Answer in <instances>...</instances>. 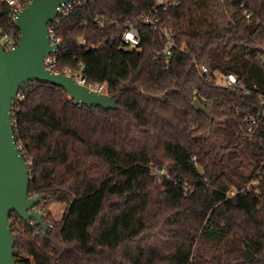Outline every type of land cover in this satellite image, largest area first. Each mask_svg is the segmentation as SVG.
I'll use <instances>...</instances> for the list:
<instances>
[{
  "label": "trees",
  "instance_id": "16d2710c",
  "mask_svg": "<svg viewBox=\"0 0 264 264\" xmlns=\"http://www.w3.org/2000/svg\"><path fill=\"white\" fill-rule=\"evenodd\" d=\"M13 8L0 0V29L18 40ZM145 15L173 38L167 60ZM127 24L134 49L119 39ZM48 27L53 71L119 100L105 110L49 83L19 87L10 117L47 229L9 213L15 263L264 264V131L244 128L264 98V0H74ZM200 65L240 90L206 82Z\"/></svg>",
  "mask_w": 264,
  "mask_h": 264
},
{
  "label": "water",
  "instance_id": "95a60500",
  "mask_svg": "<svg viewBox=\"0 0 264 264\" xmlns=\"http://www.w3.org/2000/svg\"><path fill=\"white\" fill-rule=\"evenodd\" d=\"M73 0H30L20 8L13 19L19 31L14 49L4 50L0 44V264H16L13 257L14 237L9 226V213L21 219H33L46 232L36 204L41 195L29 194V171L25 157L16 144L11 105L19 87L27 82H43L59 86L78 104L117 108L118 97L91 89L78 79L50 70L45 58L54 52L59 43H53L48 24L58 15L59 8ZM192 107L209 115L208 109L197 99Z\"/></svg>",
  "mask_w": 264,
  "mask_h": 264
},
{
  "label": "built area",
  "instance_id": "2783aa9c",
  "mask_svg": "<svg viewBox=\"0 0 264 264\" xmlns=\"http://www.w3.org/2000/svg\"><path fill=\"white\" fill-rule=\"evenodd\" d=\"M8 4L14 6L13 10L14 13L12 15V19H14L16 12L23 7L21 3H19L17 0H6ZM74 1V0H73ZM68 2L65 5H63L61 8H59V12H61L64 8L70 7L71 3L73 2ZM178 2V0H157V3L159 5H175ZM144 20L148 22L152 27L154 28H159L163 36L165 37V44L161 46V48L158 50V54H160L162 57H164L166 60L171 54V47L173 45V38L169 34V30L162 26L161 24L158 23V21L155 18H151L148 15L144 16ZM115 19L107 18V17H98L94 18V22L96 25L103 27L107 23H112L115 22ZM50 31V29H49ZM51 35V40L53 43L57 42L52 34ZM119 39L121 41V44L125 46L128 49H134L138 46L139 44V35H138V30L136 27H134L131 24H127L124 26L123 30L121 31L119 35ZM18 40L16 38V34L14 31H3L0 29V44L4 48V50H10L14 49L17 46ZM57 50V49H56ZM52 52L49 56L45 58V65L47 68L53 71V63H54V57ZM200 74L204 77L206 82L209 83H214L216 85H220L223 87H226L230 89L231 91L238 92L239 86H238V78L234 74H227L223 75L222 73H216L215 77L212 78L208 74V70L205 66L200 65L198 67ZM81 84H85L84 79L82 78H76ZM218 81H222L221 84L218 83ZM86 85V84H85ZM93 90L102 92V93H107L106 89V83L100 84V85H87ZM246 93V91H242ZM245 132L246 135L249 137V139L254 138V133L258 129H262L264 131V98L260 99L259 105H257L252 112H249L245 116ZM264 135V132H263ZM263 154H264V148H263ZM236 188H231L229 191V196H232L236 193Z\"/></svg>",
  "mask_w": 264,
  "mask_h": 264
},
{
  "label": "rangeland",
  "instance_id": "374dc122",
  "mask_svg": "<svg viewBox=\"0 0 264 264\" xmlns=\"http://www.w3.org/2000/svg\"><path fill=\"white\" fill-rule=\"evenodd\" d=\"M218 83L221 84L222 81H218ZM64 208H65V205L62 203H53L51 205L52 216L55 219H59L63 215Z\"/></svg>",
  "mask_w": 264,
  "mask_h": 264
}]
</instances>
